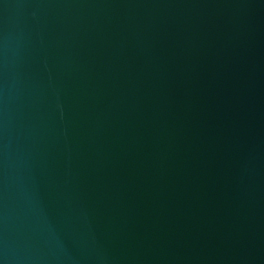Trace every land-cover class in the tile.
<instances>
[{"label": "water", "instance_id": "95a60500", "mask_svg": "<svg viewBox=\"0 0 264 264\" xmlns=\"http://www.w3.org/2000/svg\"><path fill=\"white\" fill-rule=\"evenodd\" d=\"M0 264H264V0H0Z\"/></svg>", "mask_w": 264, "mask_h": 264}]
</instances>
